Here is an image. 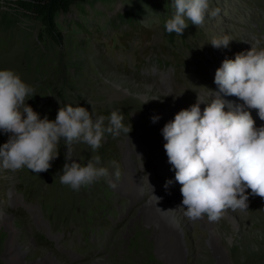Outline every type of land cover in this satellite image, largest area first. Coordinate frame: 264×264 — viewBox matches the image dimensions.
<instances>
[{
	"label": "rangeland",
	"instance_id": "1",
	"mask_svg": "<svg viewBox=\"0 0 264 264\" xmlns=\"http://www.w3.org/2000/svg\"><path fill=\"white\" fill-rule=\"evenodd\" d=\"M174 12L173 0L75 2L55 15L59 44L13 0H0V70L34 88L26 103L41 119L54 121L71 104L105 117V127L116 111L132 129L106 132L95 151L74 143L69 161L62 138L46 172L0 167V264H264V198L250 195L247 210L226 209L218 222L182 213L184 231L142 211L152 190L169 203L182 197L164 148L165 115L218 91L226 58L264 49V0H209L204 24L187 21L181 36L165 29ZM224 35L227 48L210 44ZM243 103L235 96L231 110ZM246 110L252 118L257 111ZM9 135L0 131V146ZM97 156L107 176L78 191L60 182L66 162L86 166ZM142 180L152 188L146 196L132 190Z\"/></svg>",
	"mask_w": 264,
	"mask_h": 264
},
{
	"label": "clouds",
	"instance_id": "2",
	"mask_svg": "<svg viewBox=\"0 0 264 264\" xmlns=\"http://www.w3.org/2000/svg\"><path fill=\"white\" fill-rule=\"evenodd\" d=\"M173 8L174 15L166 21L165 29L181 36L187 21L196 27L204 24L209 0H173ZM231 41L224 35L213 38L210 44L227 48ZM214 82L218 91L210 90L208 99L198 94L195 104L180 110L162 129L168 163L175 170V181L182 186L183 199L174 210H180L189 221L206 215L210 222H218L225 209L247 210L250 195L264 198V126L256 127L246 110H258L259 118L264 120V49L252 46L234 59L226 58L216 70ZM221 94L236 96L244 103L225 111L226 101ZM34 95V88L13 70H0V131L10 134L0 146V167L5 170L46 172L58 158L62 138L67 147L65 159L69 161L74 143L83 142L95 151L106 132L115 137L120 131L128 134L132 130L123 125V116L116 111L105 127V117L94 120L85 107L71 104L61 107L54 121L46 116L41 119L26 103ZM201 103L207 105L203 114ZM159 119L151 117L153 123ZM94 160L95 164L89 161L86 166L66 162L60 182L78 191L107 176V168L96 167L100 158ZM112 163L118 168L115 161ZM170 184L172 181L167 180L165 188Z\"/></svg>",
	"mask_w": 264,
	"mask_h": 264
},
{
	"label": "bare ground",
	"instance_id": "3",
	"mask_svg": "<svg viewBox=\"0 0 264 264\" xmlns=\"http://www.w3.org/2000/svg\"><path fill=\"white\" fill-rule=\"evenodd\" d=\"M223 97H224V100L226 101L225 111L231 110V107H232V104H233V99L235 98V96H223ZM256 114H258V110L255 112L254 115H256ZM165 116H166L168 122L174 120V115H172V114H167ZM255 126L256 127L264 126V122H262L261 124L255 123ZM132 188H133L132 190H134L135 193L137 195L139 194L140 196L141 195H143V196L148 195L149 190L152 189V188L150 189L149 185L145 181H143V180L140 181V182L138 181L137 183H135V185ZM152 194L154 196L158 197L159 199L156 200V198ZM180 198H179L180 200L178 199L176 201H173L172 203H169L167 201L168 199H165V198L161 197L157 192H155V191L152 190V193H151V195L149 197V200H148V205L145 206L142 211L145 212V213H150L152 215H158V214H160L166 220H171L172 221V224L176 228H179V229H181V230L184 231V222L185 221H183L181 219L183 217L182 216V212L180 210H174V209L177 208L178 202H182L183 197H180ZM226 213H227V210L225 209L223 211V214H226ZM219 224H220V226H222L223 225V222L221 221ZM161 230H163V229H161Z\"/></svg>",
	"mask_w": 264,
	"mask_h": 264
},
{
	"label": "trees",
	"instance_id": "4",
	"mask_svg": "<svg viewBox=\"0 0 264 264\" xmlns=\"http://www.w3.org/2000/svg\"><path fill=\"white\" fill-rule=\"evenodd\" d=\"M79 1L84 0H13L18 10L38 19L50 38L59 44L61 34L55 30V15L58 12H67L73 3Z\"/></svg>",
	"mask_w": 264,
	"mask_h": 264
}]
</instances>
